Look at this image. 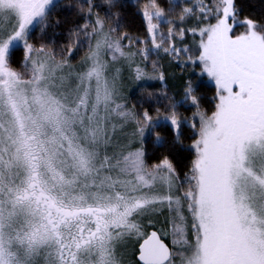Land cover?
Here are the masks:
<instances>
[{"label": "snow or ice", "instance_id": "snow-or-ice-1", "mask_svg": "<svg viewBox=\"0 0 264 264\" xmlns=\"http://www.w3.org/2000/svg\"><path fill=\"white\" fill-rule=\"evenodd\" d=\"M124 7L0 0V264H264V13Z\"/></svg>", "mask_w": 264, "mask_h": 264}, {"label": "trees", "instance_id": "trees-1", "mask_svg": "<svg viewBox=\"0 0 264 264\" xmlns=\"http://www.w3.org/2000/svg\"><path fill=\"white\" fill-rule=\"evenodd\" d=\"M61 2L65 5H68L71 4L73 0H61ZM124 4L125 7L123 8V17L126 26L125 30L132 32L133 34H140V17L137 15L136 0H124ZM243 5L245 9L243 15H258L260 13H264V0H243ZM98 10L101 12V15L104 14L105 9L103 7ZM56 15L62 20V23L59 27H55L50 30L49 37L55 40L57 44H60L66 41V29L70 26L71 22L77 19V17L70 8H63L59 10ZM162 63L164 64V70L167 75V86L171 90L179 91L185 79L191 78L197 80V76L194 75L189 69H182L178 61L169 62L168 58L164 57ZM197 82L200 83L201 81L197 80ZM203 83L206 85V87L202 88V91H204L208 97H211V83L207 81L206 77L203 78ZM148 84L158 85L159 82L149 81ZM130 95H134V92L130 91ZM205 106H208L207 102H205ZM185 135H187V129L185 130ZM184 143L187 144L188 141L185 140ZM148 147L150 151L153 150L150 144ZM173 155L174 159L178 162L185 161V158L187 157V153L180 146L176 147Z\"/></svg>", "mask_w": 264, "mask_h": 264}, {"label": "rangeland", "instance_id": "rangeland-1", "mask_svg": "<svg viewBox=\"0 0 264 264\" xmlns=\"http://www.w3.org/2000/svg\"><path fill=\"white\" fill-rule=\"evenodd\" d=\"M75 62V61H74Z\"/></svg>", "mask_w": 264, "mask_h": 264}]
</instances>
